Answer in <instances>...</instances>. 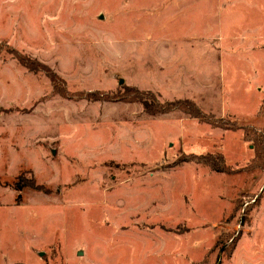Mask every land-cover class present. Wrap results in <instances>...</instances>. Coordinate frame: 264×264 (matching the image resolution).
<instances>
[{
    "label": "rangeland",
    "instance_id": "374dc122",
    "mask_svg": "<svg viewBox=\"0 0 264 264\" xmlns=\"http://www.w3.org/2000/svg\"><path fill=\"white\" fill-rule=\"evenodd\" d=\"M263 53L264 0H0V264H264Z\"/></svg>",
    "mask_w": 264,
    "mask_h": 264
},
{
    "label": "trees",
    "instance_id": "16d2710c",
    "mask_svg": "<svg viewBox=\"0 0 264 264\" xmlns=\"http://www.w3.org/2000/svg\"><path fill=\"white\" fill-rule=\"evenodd\" d=\"M182 102L183 103L185 102V104H187L188 106L191 105V107L194 109L193 112H189L193 117H197V118H200V119L206 118L207 122H209L210 124H212L214 126L220 127V128L234 129V130L235 129H239V127L237 125H229V124H227L228 122L224 118H216V117L214 118L212 116H210L211 118L207 117L206 113L202 109H200L198 107V105L189 103V100H184V101L177 100L175 102L171 101V102H169L167 104L168 105L167 107H162V108L160 106H157V105L153 104V103L152 104L149 103L147 100H141V103H142V105L144 107V110L147 113L152 114V115L163 114V113L172 111V110H174L176 108H181V103ZM260 110L264 112V98L262 100ZM262 132H263V134H262ZM249 133H250V131H246L245 132V138H249ZM254 143H255V145L257 147V151H258V149H260L259 155H263L264 154V130L261 131V133L259 135H255ZM200 158L202 159V156ZM196 162L200 163V161H196ZM215 169L224 170V167H222L220 169L219 168H215ZM218 242H216V245H218ZM234 247H235V243H234Z\"/></svg>",
    "mask_w": 264,
    "mask_h": 264
},
{
    "label": "crops",
    "instance_id": "0c3cea01",
    "mask_svg": "<svg viewBox=\"0 0 264 264\" xmlns=\"http://www.w3.org/2000/svg\"><path fill=\"white\" fill-rule=\"evenodd\" d=\"M261 55H262L260 58L261 62L257 63V65H259V69L261 68L264 71V53ZM262 78L264 79V74L262 75ZM263 82H264V80H263ZM259 91L261 92V94H259V97L256 98V102H255L256 109H255L254 113H257L260 111L261 103H262V100L264 98V84H261V86L259 87Z\"/></svg>",
    "mask_w": 264,
    "mask_h": 264
},
{
    "label": "water",
    "instance_id": "95a60500",
    "mask_svg": "<svg viewBox=\"0 0 264 264\" xmlns=\"http://www.w3.org/2000/svg\"><path fill=\"white\" fill-rule=\"evenodd\" d=\"M122 82V81H121Z\"/></svg>",
    "mask_w": 264,
    "mask_h": 264
}]
</instances>
